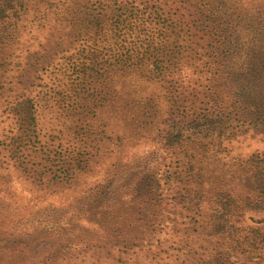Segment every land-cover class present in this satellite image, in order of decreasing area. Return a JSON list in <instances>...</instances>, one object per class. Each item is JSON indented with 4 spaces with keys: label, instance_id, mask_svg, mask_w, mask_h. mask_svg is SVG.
Returning <instances> with one entry per match:
<instances>
[{
    "label": "rangeland",
    "instance_id": "374dc122",
    "mask_svg": "<svg viewBox=\"0 0 264 264\" xmlns=\"http://www.w3.org/2000/svg\"><path fill=\"white\" fill-rule=\"evenodd\" d=\"M195 2H205L222 13L223 8L232 11L240 3L239 0H189L182 2V7L194 6ZM84 3L85 0H47L36 4L33 1L21 13L10 37L0 43V264H177L170 242L178 247L180 241L194 249L200 243H207L203 237L210 240V230L200 235L191 232L196 223L193 217L187 232L182 223L176 224L164 237L162 233L151 242L133 244L131 227L140 222L133 205L141 202L134 201L132 194L146 196L148 187L139 173L133 177L137 184L131 190L132 174L140 170V164L151 151L166 153L159 164V174L173 170L169 165L171 148L163 146L151 117L142 115L139 108L150 97L154 98L160 108L158 121L162 120L169 115L168 99L177 94L176 90L181 91L178 83L182 75L192 74L193 81L197 75L204 77L207 70L218 68L219 75L212 76V80L216 79L214 86L228 92L236 104L248 102L260 117H254L250 128L222 140L218 157H210L207 162L218 166L223 161L227 166L234 159L251 155L264 158V0H255L250 6L251 34L231 36L233 40L227 41L229 64L227 60L223 65L213 62L215 58L211 56L207 59L203 55L206 49L199 46L201 40L193 37L191 42L185 36L191 44L183 52L184 63L178 65L175 74L167 72L151 77L147 71L135 70L119 76L109 72V83L105 84L121 90L128 106L122 113H116L115 100L111 99V103L96 108L95 115L86 117L77 114L84 106L75 104L76 100H82L76 89L97 86V80L83 77L85 44L79 23L82 15L78 12ZM179 3L180 0L174 5ZM237 14L240 16L235 15V23L241 20L243 12ZM242 27L237 25L236 34ZM106 58H109L107 54L103 60ZM244 84L246 87H242ZM27 97L36 106L34 132L27 130L30 140L24 139L26 125L17 120L14 112L15 103ZM11 136L15 138L10 139ZM16 138L22 141H15ZM12 144H19L18 148L30 163L34 162V167H45L47 173L43 179L30 176L22 165L9 158ZM56 149L71 150L63 156L73 165L82 163L75 160L85 158L82 151L88 152L86 167L74 169L67 182L61 181L57 168L63 156L56 154ZM224 175L220 178L226 182ZM118 176L123 177L116 183ZM50 177L53 178L48 184ZM183 186L179 187L180 194L185 192L180 189ZM97 189L101 193L98 198L93 195ZM184 204L176 209L168 205L164 213L172 217L181 216L182 212L192 216L194 213ZM200 212L207 214L209 210L205 206ZM118 248H122L121 252ZM159 248L168 250L160 252Z\"/></svg>",
    "mask_w": 264,
    "mask_h": 264
},
{
    "label": "trees",
    "instance_id": "16d2710c",
    "mask_svg": "<svg viewBox=\"0 0 264 264\" xmlns=\"http://www.w3.org/2000/svg\"><path fill=\"white\" fill-rule=\"evenodd\" d=\"M33 1L36 4L47 0H0V43L10 37L21 13ZM177 1L85 0L78 12L82 15L79 23L84 29H81L85 44L83 77L97 80V86L76 89L77 95L81 93L82 100H76L75 104L84 106L78 111L79 116L95 115L97 109L111 103V99L115 100L116 113H122V109L128 106L129 102L123 100L121 90L105 84L109 83V72L118 76L135 70L140 73L147 71L151 77L165 75L167 72L175 74L178 65L184 63L183 52L194 41L193 37L201 40L199 46L206 49L203 55L207 59L211 56L215 58L213 62L218 61L223 65L224 60L228 62L231 59L227 58L229 50L226 48L227 41L233 40L230 37H248L251 34L249 30L253 25L248 13L255 0H239L235 10L223 8V13L205 2L182 7L189 0H180L179 5H174ZM238 11H242L243 15L235 23V18L240 16ZM238 24L243 26V30L239 29L240 33L236 34ZM185 36L192 39L191 42ZM240 48H244V45ZM219 49L221 51L218 52ZM106 54L109 58L103 60ZM204 74V77L197 75L193 81L190 77L192 74L182 75L178 83L181 91L176 90L177 94L168 99L169 115L162 120L158 121L160 108L154 98L150 97L139 108L142 115L151 117L150 122L154 124L163 146L171 148L169 165L173 166V170L159 174V164L166 153L151 151L140 164V170L132 174L131 190L137 184L133 177L139 173L148 187L146 196H137L134 192L132 194L134 201L141 202L140 205H133L138 210L140 220L133 229L131 227L133 244L151 242L162 233L164 237L167 230L172 231L176 224L182 223L183 230L187 232L190 229L189 222L194 217L196 223L191 232L200 235L209 229L210 240L203 237L207 243H200L194 249L180 241L178 247L170 242L169 247L178 258L177 264H264V158L251 155L244 159H234L227 166H224L223 161L222 166H211L207 162L210 157H218L222 140L246 130L253 123L254 117H260V113L253 110L254 107H250L248 102L236 104L228 92L214 86L216 79L212 80V76L219 75L218 68L207 70ZM14 112L17 120L26 125L24 139L30 140L27 130L34 132L36 118L33 99L27 97L18 100ZM13 138L15 136L10 137ZM19 138L15 141H22ZM18 145L12 144L9 148V158L22 165L30 176L43 179L47 173L45 167H34V162L30 163L26 159V154ZM55 151L62 156L71 152ZM81 153L85 158L76 157L75 160L82 161L77 165L67 163L69 161L64 156L60 159L57 170L60 171L58 177L61 181L67 182L74 169L86 167L88 152ZM41 158L44 159L43 156ZM224 173L228 179L226 182L220 178ZM121 177L116 178V183ZM52 178L47 180L48 184ZM185 184L188 186L185 187ZM182 185L180 189L185 191L184 194L179 193ZM93 195L96 198L101 196L100 189ZM208 195L210 202L207 203ZM181 203H185L183 207H188L194 214L184 215L182 212L181 216L172 217L164 213L168 205L176 209ZM205 206L209 210L207 214L200 212ZM251 213H259L261 216L255 217ZM202 215L207 218H201ZM182 216L186 219H182ZM121 249L118 248L120 252ZM167 250L159 248L160 252ZM67 252L64 251V254ZM168 254H165L166 257ZM118 260H121V256Z\"/></svg>",
    "mask_w": 264,
    "mask_h": 264
}]
</instances>
